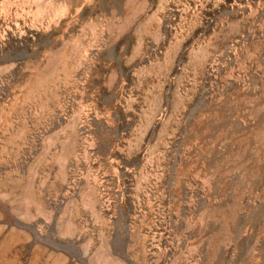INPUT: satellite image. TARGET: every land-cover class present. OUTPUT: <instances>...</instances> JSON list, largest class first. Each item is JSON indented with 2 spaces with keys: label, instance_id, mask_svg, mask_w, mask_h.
I'll use <instances>...</instances> for the list:
<instances>
[{
  "label": "rangeland",
  "instance_id": "rangeland-1",
  "mask_svg": "<svg viewBox=\"0 0 264 264\" xmlns=\"http://www.w3.org/2000/svg\"><path fill=\"white\" fill-rule=\"evenodd\" d=\"M0 264H264V0H0Z\"/></svg>",
  "mask_w": 264,
  "mask_h": 264
}]
</instances>
